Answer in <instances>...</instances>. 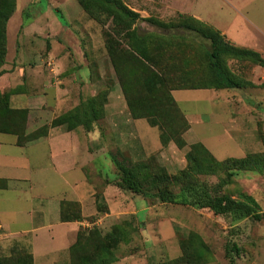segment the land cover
Wrapping results in <instances>:
<instances>
[{"label": "rangeland", "instance_id": "374dc122", "mask_svg": "<svg viewBox=\"0 0 264 264\" xmlns=\"http://www.w3.org/2000/svg\"><path fill=\"white\" fill-rule=\"evenodd\" d=\"M122 1L140 15V19L133 24L128 33L123 29L122 23L115 26L116 21L111 16L95 10L86 11L78 0H17L16 10L8 22V53L4 65H7V69L17 66L28 67L33 73L24 71L22 80L28 91H36L35 96L41 95L40 92L46 89V95L52 96L51 99L55 100V91L60 89H70L72 93L81 90L76 94L78 103L81 104L91 97L85 88L86 81L90 80L96 82L94 89L97 93L109 90L108 99L113 83H116L121 91L123 86L129 88L140 86L138 82L134 83L135 79L144 78L154 71L165 77L166 91L177 86L186 88L182 90H190L188 87L201 85L204 80L210 79L209 60L206 55L207 50L211 48L210 41L198 31L180 26L184 20L191 22L193 26H202L191 20L192 15L188 13L193 6L192 0ZM204 7L211 19L220 18L223 24L229 23L227 25L229 37L236 42L248 40L251 46L254 44L250 37L251 32L245 28V22L264 36V0H205ZM136 28L139 34L147 35L150 41L147 56L142 58L144 66L125 54H133L128 44V34ZM109 44L118 52L110 53ZM226 64L235 73L242 71L246 78L253 71L256 77L254 86L242 92L217 90L219 96L215 100L212 99L213 95L210 97V92L202 90L180 91L175 96L180 98L178 100L182 109L202 117L203 123L193 124L194 132L197 137L208 142L216 158L226 160L231 157H244L247 154H259L264 166V67L257 65L258 73L255 75L254 63L247 61L244 69L240 67L243 63L240 64L234 59H227ZM52 69L54 71H51ZM189 73L197 75L194 77L199 79L193 81L192 75L188 77ZM38 77L42 81L38 82ZM123 79L125 83L122 82ZM126 81L132 84H126ZM140 89L142 92L146 91L143 87ZM122 94L124 95L123 91ZM11 99L13 106L26 103L25 96L21 94L14 95ZM40 121L45 120L42 117ZM141 123L153 135H159L158 128L151 127L145 120H141ZM240 125L243 126V130L237 134L235 132ZM20 130L24 135L26 130ZM6 138L13 139L14 136L7 135ZM25 138L27 136L23 139ZM42 142L43 140H40L34 145ZM40 145L38 149H43ZM33 150L34 148H29L30 153ZM115 151H110V154ZM105 157L109 160L105 162L101 176L105 175V180L111 178L115 185L117 170L114 167L112 171L111 155L106 154ZM117 158L121 160V157ZM228 166H233L232 161ZM227 175V171L222 170L216 176L203 179L209 183L218 182L220 176L221 179H227L225 190L228 193L236 198L242 194L253 195L264 212V171L239 168L234 169L230 176ZM111 179L109 181H112ZM61 191L68 189L63 188ZM127 195L133 198L135 194L128 191ZM156 200L153 202L150 200V205L157 203ZM137 203L143 207L147 204L143 199H138ZM160 203L158 202L159 205ZM191 212L187 210L181 215L196 216V223L203 224L204 235H199L210 249V254L206 257L213 259L205 264H228L225 247L234 242L241 250L235 259L236 264H264V218L260 221L245 219L232 224L230 219L215 215L207 209L199 216ZM169 214L170 212L160 207L151 211L149 218L154 215L160 219L161 215ZM171 227L170 221L160 223L161 233L171 234ZM191 232L187 235L179 234L180 245L194 240ZM136 238L139 239L140 245L138 244V248L132 249L131 252H144L148 256L147 259L149 256L164 260L172 258L166 257V254L161 257V252H156L158 244L154 240L157 241L158 238L155 235L148 233L142 236L138 231ZM150 246L154 252H149ZM158 259L156 262L149 259L148 262L174 264V259L160 263L157 262Z\"/></svg>", "mask_w": 264, "mask_h": 264}, {"label": "crops", "instance_id": "0c3cea01", "mask_svg": "<svg viewBox=\"0 0 264 264\" xmlns=\"http://www.w3.org/2000/svg\"><path fill=\"white\" fill-rule=\"evenodd\" d=\"M192 3L193 6L188 12L190 15L219 29L233 44L256 50L264 56V36L254 31L246 22L245 28L251 32L253 46L248 40L236 42L229 37L227 29L229 23L223 24L220 18L211 19L205 11V0H192ZM2 69L6 72L0 75V93L19 86L22 88L20 92L12 94L9 101L11 108L28 109L26 132L29 134L42 126H48V131L45 136L25 145L17 144V135L0 132V258H10L23 251L32 256L33 264H95L94 260L89 258L90 254L86 249L81 247L74 250L80 233L90 236L91 231L97 230L104 236L114 226L121 225L122 234L126 235V238L114 248L112 258L104 264H152L148 262L149 259L156 262L158 258L149 256L147 259L148 256L144 252H131L132 249L138 248V244L140 245L139 239L136 238L138 231L142 236L149 233L158 238L157 241L154 240L158 244L156 252H161V257L165 254L166 257H172L165 258L166 260L177 259L182 255L179 234L187 235L194 231L204 235L203 224L196 223V216H183L187 210L199 216L204 209L160 203L155 197L144 198L134 195L132 198L127 195L128 191L118 188L115 191L117 185L115 184L116 187L113 185V180L109 177L108 179L112 181L105 180V175L101 174L105 162L109 160L105 157L106 154L112 157V171L114 167L117 170L115 180L119 177L117 162L128 165L154 156L160 165L174 174L186 166V154L190 145L201 142L213 154L208 142L197 137L193 129L194 123H203L202 117L182 109L178 100L180 98L175 95L180 91L202 90L210 92V97L213 95L212 99L215 100L219 96L217 90L220 92L227 89L199 88L172 91L189 123V128L183 134L185 145L179 147L173 139L164 144L161 139L162 130L151 125L147 118L131 115L125 96L116 83L111 86L104 117L96 121L90 131L82 127L68 130L65 125L53 126L52 121L79 104L76 94L81 90L72 93L70 89H60L55 91V100L51 99L52 96L46 95V89L40 92L41 95L35 96L36 91H28L22 80L24 71L33 73L28 67L17 66L7 69V65H4L0 68ZM254 73L255 75L258 73V66L255 67ZM247 80L255 84L256 77L253 71ZM37 81L40 82L42 79L38 77ZM95 83L92 80L86 81L85 88L90 96L97 93L94 89ZM253 86L237 90L242 92ZM19 94L25 96L26 103L13 106L11 98ZM42 117L45 121H40ZM141 120H145L151 127L158 128L159 135L155 136L145 129ZM242 130L243 126L240 125L235 133H242ZM7 135L14 138L7 139ZM40 140H43L40 143L42 145H34ZM39 145L43 149H38ZM29 148L34 150L30 153ZM112 150L116 151L110 154ZM117 156L121 157V160ZM63 188H67L68 191H61ZM138 199L146 200V206H138ZM150 200L152 202L156 200L157 203L150 205ZM69 203L78 205L81 217L74 215L71 206L67 205ZM160 207L170 214L161 215L160 219L154 215L149 218L150 212ZM171 217L177 219L173 220ZM163 221H170L171 234L161 233L160 223ZM131 227L135 228L134 232L131 231ZM93 235H96V232ZM152 247L148 248L149 252L153 251ZM166 260L159 257L157 262Z\"/></svg>", "mask_w": 264, "mask_h": 264}, {"label": "trees", "instance_id": "16d2710c", "mask_svg": "<svg viewBox=\"0 0 264 264\" xmlns=\"http://www.w3.org/2000/svg\"><path fill=\"white\" fill-rule=\"evenodd\" d=\"M79 4L86 11L103 12L115 20V26L120 23L124 25L123 29L128 32L139 19V13L128 8L122 0H78ZM17 0H0V68L5 64V56L8 53L7 30L8 22L13 12L16 10ZM191 20L200 23L202 26H193L189 21H182L180 26L198 31L203 37L210 41L211 48L207 50L206 55L209 60V77L201 85H194L188 89L215 88L237 90L254 85L241 72L231 71L227 64V59H234L244 69V64L254 63L255 66L264 67V57L256 50L240 47L230 42L224 34L212 25L206 24L194 16ZM122 28V27H121ZM121 30V29H120ZM129 33L128 40L132 53H125L127 56L143 65L142 58L146 57L147 46H149V37L139 34L137 28ZM110 53L118 51L111 45H108ZM5 69L0 70V75ZM192 80H198L197 75L189 73L188 77ZM249 76V75H248ZM165 77L161 73L155 72L147 74L144 78L135 79L134 83L140 86L129 88L123 86V93L133 117H145L153 126H158L162 130L161 139L165 144L168 140H174L179 147L185 145L183 138L184 132L189 128L183 111L178 102L173 97V90L186 89L184 87H171L167 91L164 87ZM125 83V79L123 81ZM133 83V84H134ZM126 84H132L126 81ZM167 86V85H166ZM140 87L146 89L141 91ZM22 90L21 86L10 91L0 93V132L12 133L17 135V144L25 145L30 141L43 137L47 134L48 126L23 135L26 130L28 109H14L10 107V96ZM164 91V92H162ZM169 91V92H168ZM109 90L99 92L91 96L89 100L79 103L72 109L57 116L52 125H65L68 130H75L79 127L90 131L94 123L105 115V104ZM81 102V100H80ZM24 136L27 138L23 139ZM187 164L177 173H169L167 169L160 165L154 156L146 160L125 165L117 162L119 177L115 184L123 191H130L135 195L144 198L155 197L163 203L183 204L194 206L200 209H208L215 215L223 216L231 220V223L254 219L262 220L264 212L261 209L258 200L250 194H242L236 198L225 190L227 179L221 176L218 182L209 183L203 177L216 176L222 170L227 171L230 176L234 169H248L255 171H264L263 163L259 154H247L240 158H228L226 160L217 159L201 142L190 145L186 154ZM232 161L233 166L228 163ZM76 217H81L79 207L76 203L67 204ZM135 228L131 227L134 232ZM96 235H93L95 234ZM123 226L116 225L106 235L101 236L97 230L91 231L90 236L80 233L78 242L74 245V250L83 247L88 251L89 258L94 260L95 264H104L112 258L113 250L118 244L126 238L122 234ZM193 241L189 240L187 244H181L182 255L174 259V263L186 264H205L211 262L210 249L205 241H202L198 233H191ZM196 241V242H195ZM240 247L234 242L225 247L228 264H236V257L240 255ZM87 255V252H85ZM0 264H33V258L30 254L20 251L10 258H0Z\"/></svg>", "mask_w": 264, "mask_h": 264}, {"label": "built area", "instance_id": "2783aa9c", "mask_svg": "<svg viewBox=\"0 0 264 264\" xmlns=\"http://www.w3.org/2000/svg\"><path fill=\"white\" fill-rule=\"evenodd\" d=\"M51 71H54L53 69Z\"/></svg>", "mask_w": 264, "mask_h": 264}]
</instances>
